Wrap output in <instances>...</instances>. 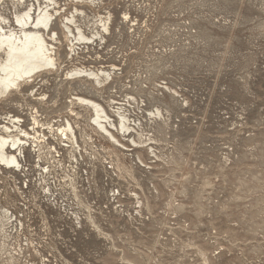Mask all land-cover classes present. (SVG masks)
<instances>
[{"label":"rangeland","instance_id":"374dc122","mask_svg":"<svg viewBox=\"0 0 264 264\" xmlns=\"http://www.w3.org/2000/svg\"><path fill=\"white\" fill-rule=\"evenodd\" d=\"M54 1L62 71L0 99V126L11 119L22 139L21 152L6 147L19 166L0 161V264H264V0ZM65 15L90 38L74 40V55ZM75 68L112 78L102 88L66 78ZM162 81L187 102L141 90ZM73 90L104 106L131 95L129 114L156 138L155 157L122 147L129 139L114 144L91 109L74 112L79 120L63 113L75 126L56 122L48 133L45 94L55 107ZM147 96L159 106L138 113ZM154 107L163 119L150 123ZM14 115L26 118L29 147ZM74 130L78 144L66 149L57 133L71 140ZM39 144L45 158L30 149Z\"/></svg>","mask_w":264,"mask_h":264},{"label":"bare ground","instance_id":"6f19581e","mask_svg":"<svg viewBox=\"0 0 264 264\" xmlns=\"http://www.w3.org/2000/svg\"><path fill=\"white\" fill-rule=\"evenodd\" d=\"M47 1L58 5L54 0H0V99L10 95L12 89L21 93V88L25 83L35 81L36 77L42 76L43 73L61 70V61L57 52L59 48L57 45L60 44L58 30H55L52 22L58 10L55 6L49 9L48 7L52 5H46ZM61 24V34L69 42L70 51H74V40L90 39L76 25L74 15H65ZM73 28H76V33ZM104 28L106 29V26ZM102 75L108 76V73L103 70L96 72L84 68H75L65 72L66 78L86 77L100 85L104 81V78L100 77ZM76 100L91 105L95 109L96 124L113 141L118 142L117 137L104 121L106 117L100 115L103 112L101 106L95 100L83 95H78ZM9 123L11 119L0 126V161L7 167L19 166L16 153H18L17 150L21 152V149L17 143L19 141L21 143L22 139L12 137L9 133L11 130ZM124 124L121 128L125 127ZM66 127L71 129L68 123ZM24 134L28 135L25 131ZM6 147L15 150L16 153L8 152Z\"/></svg>","mask_w":264,"mask_h":264},{"label":"built area","instance_id":"2783aa9c","mask_svg":"<svg viewBox=\"0 0 264 264\" xmlns=\"http://www.w3.org/2000/svg\"><path fill=\"white\" fill-rule=\"evenodd\" d=\"M78 44H80V43H78ZM75 50H74V52H72V55H74L75 53H78V52H75ZM114 69H116V68H114ZM87 70H90V69H87ZM97 71H99V70H97ZM105 72H107V71H105ZM107 73L109 74L108 77H106V76L104 77L103 76V78L106 79V80H104L101 85L97 84L99 88L104 87V85L106 83L111 81L112 77L110 75V72H107ZM114 87H115V85H114ZM141 88H144V89H141L142 92L144 90H147V92H148L149 89H153V91L155 93L158 92L160 94V96H162L163 94H169V95L172 96L173 99H174V97L177 98L179 100L178 103H181V102L183 103L184 101L187 102L186 98L184 97V95H182L181 93L177 92L178 91L177 89H172L171 87H169L165 81L159 82L158 85L156 84V86L154 85L152 87H150L149 84L145 83V84L142 85ZM153 91H151V92L155 95V93ZM72 92L73 93L68 92V93H70L69 96H71L73 94L70 97V99L65 97V98H67L66 101L65 102H63V101L60 102V103H63V105L58 106L59 105L58 104L55 107H53L52 105H54V104L56 105L57 102L55 100H57V99H53L52 94H50L52 96V98H49V96L47 97V94H45L46 96L42 100V103H41V104H45V106L42 109V111H46L47 109H53L54 113H55V116L53 118H51L54 121V123L53 124L51 123L50 126H47L48 128L46 129V131L48 133H52L53 132L52 127H53V125L56 122H63L62 129L65 127V125H67V122H69L71 124V126H75V124L73 123L74 118H71V117H69V116H67L66 114H63V113H65V112L68 113L69 112L68 113L69 115H73L75 117V119L79 120L80 119V115H77V114L74 115V112L81 113V111H80L81 109H85L87 112H88V109L92 110L93 116L91 118L92 119L91 121H92V124L94 125V127L98 129V127L95 125V123L93 121L94 117L96 116L95 112L93 111V108L91 106H89V105L84 106V105H81L80 103H78V101L75 100L74 94L78 95L79 92L75 91V90H73ZM124 97L125 96L120 97V100H115V99L113 100V98H115V97H113L111 99L112 102L110 101V103H109V104H112V105L108 104L107 105L108 107L106 105L104 106L103 103H101L103 106L99 103L102 106V108H103V112H101L100 115H101V117H106V119L109 122H111L112 125H115V126H109L106 123L108 128L119 139V143H120V140L122 142H126V140L129 139L130 141L129 142L127 141L129 144L123 143L124 146H122L121 144H118V143L114 142L113 140H111L101 130H99V129L98 130L100 132H102L106 137H108L114 144L120 145L122 147H126L131 152H133L135 149H137V148H134V147H140V146H144L145 147L146 146L147 149H150V150H148L149 154L151 155L149 157L153 159V156L155 155L153 153L154 152V147H155V144H156L157 140H156V138L154 136H145L146 130H144L142 132L140 131V130L144 129V126L142 125L143 124L142 121H144V120L139 116V114H136L133 110H132V114H129L128 107L130 106L129 102H130V99H131V95L126 96L125 98ZM118 98H119V96H118ZM198 98L201 99L200 96H198ZM72 99H73V102H74L73 104L71 103ZM148 101H150L149 96H147V98L144 97L143 101L138 102V104L136 105V107L138 108V113H139L140 108L142 106H145V107L153 106V105L159 106L158 104H153V103H151V101L150 102H148ZM202 101L205 103V101H206L205 96H203ZM143 102H145V103H143ZM77 108H80V109L77 110ZM106 109H108V113H106ZM39 113L40 112H37V110L35 109V115L36 116H40ZM147 113H148L147 114L148 117L150 118V123H153L154 119H158V118H162L163 119L162 113L159 110V108H157V107H154L153 109H151V111H148ZM46 114H50V112H46ZM111 114H113V115H111ZM114 117L117 118V119H115ZM15 118H17L19 120L18 123H16V124H19V126L25 127L27 129V131H28V127L24 125V123L26 124V118H23L22 116H15V115L12 116V119H15ZM6 119H7V117H6ZM120 121H121V124L119 125ZM122 124H124L125 127L121 128ZM44 125H45V123H41L40 121H38V123L36 125H34V127H29V130L33 132L34 130L39 128V126L43 127ZM14 133H18L19 136L21 134L17 130H15ZM29 133H30V138H28V139L24 138V140L26 141L25 146H23L24 148L30 146L29 140L33 138L31 132H29ZM57 134L60 135V138L64 137L65 144H63V146H66L65 147L66 149L67 148H72V146L74 144H78V143L75 142L76 141V136H78V137L81 136V134H78V135L75 136V130H74L73 134H71V138H72L71 140L69 139L70 137H65L61 132H58ZM33 147H36L37 149H33ZM30 149L40 152V154H42L40 156L45 158L46 153H45L44 149L41 147L40 144L37 145V146H31ZM22 156L23 155H21V157ZM21 157H19V158L21 159ZM37 165H38V163H37ZM21 166L22 165H20V167L5 168V169H7V170H15L16 172H19L22 169ZM40 175H41V173H40Z\"/></svg>","mask_w":264,"mask_h":264}]
</instances>
